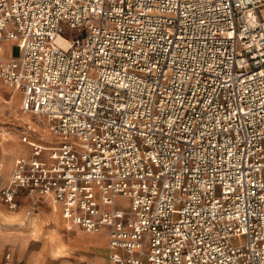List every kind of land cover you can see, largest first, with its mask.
Segmentation results:
<instances>
[{
	"label": "built area",
	"instance_id": "obj_1",
	"mask_svg": "<svg viewBox=\"0 0 264 264\" xmlns=\"http://www.w3.org/2000/svg\"><path fill=\"white\" fill-rule=\"evenodd\" d=\"M0 86L55 138L27 125L1 189L24 221L54 203L107 264H264V0H0Z\"/></svg>",
	"mask_w": 264,
	"mask_h": 264
},
{
	"label": "rangeland",
	"instance_id": "obj_2",
	"mask_svg": "<svg viewBox=\"0 0 264 264\" xmlns=\"http://www.w3.org/2000/svg\"><path fill=\"white\" fill-rule=\"evenodd\" d=\"M14 46V42H3L6 55L13 53ZM21 104V92L0 86V192L10 179L16 159L31 155V146L23 137L27 125L35 129L29 133L31 140L48 144L55 139L46 120L23 113ZM117 201V207L130 206L129 199ZM28 207L27 198L21 197L18 209L11 211L0 197V264H107V239L103 234L66 230L61 209L51 202L38 206L26 222ZM8 252L11 258H7Z\"/></svg>",
	"mask_w": 264,
	"mask_h": 264
},
{
	"label": "bare ground",
	"instance_id": "obj_3",
	"mask_svg": "<svg viewBox=\"0 0 264 264\" xmlns=\"http://www.w3.org/2000/svg\"><path fill=\"white\" fill-rule=\"evenodd\" d=\"M22 117V116H21ZM55 206V205H54ZM55 208V207H54ZM55 215H57V214H55Z\"/></svg>",
	"mask_w": 264,
	"mask_h": 264
}]
</instances>
